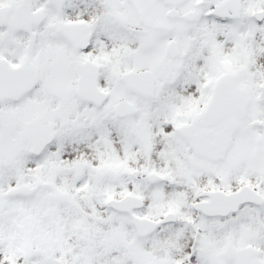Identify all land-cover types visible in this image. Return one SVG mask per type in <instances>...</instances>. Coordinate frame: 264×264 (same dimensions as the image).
<instances>
[{"label":"snow or ice","instance_id":"snow-or-ice-1","mask_svg":"<svg viewBox=\"0 0 264 264\" xmlns=\"http://www.w3.org/2000/svg\"><path fill=\"white\" fill-rule=\"evenodd\" d=\"M0 264H264V0H0Z\"/></svg>","mask_w":264,"mask_h":264}]
</instances>
